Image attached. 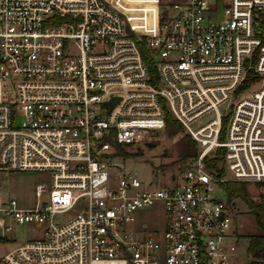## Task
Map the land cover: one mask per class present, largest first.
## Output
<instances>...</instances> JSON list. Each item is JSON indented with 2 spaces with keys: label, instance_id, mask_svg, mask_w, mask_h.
<instances>
[{
  "label": "built area",
  "instance_id": "obj_1",
  "mask_svg": "<svg viewBox=\"0 0 264 264\" xmlns=\"http://www.w3.org/2000/svg\"><path fill=\"white\" fill-rule=\"evenodd\" d=\"M169 116L198 148L172 184L119 172ZM25 172L51 184L0 200V239L7 217L38 236L0 264H241L217 193L264 183V0H0V173ZM155 203L161 238L130 228Z\"/></svg>",
  "mask_w": 264,
  "mask_h": 264
},
{
  "label": "rangeland",
  "instance_id": "obj_2",
  "mask_svg": "<svg viewBox=\"0 0 264 264\" xmlns=\"http://www.w3.org/2000/svg\"><path fill=\"white\" fill-rule=\"evenodd\" d=\"M185 134L181 132H168L167 129L158 133L150 140L133 147H126L124 150L131 154L122 157L126 170L119 169L126 175L136 176L143 185L150 184L152 188H160L172 184V176L183 166L185 160H182V148L180 139ZM197 147L195 151L197 152ZM117 161V159L115 160ZM227 177H232L230 172H226ZM153 176L160 178L159 184H151ZM0 183L3 185L0 200H6L13 197L18 208L34 209L39 200L35 189L39 183H45L50 186L51 176L49 173H12L4 176L0 173ZM248 195L254 201H260L264 198V183H248L246 185ZM218 196L225 200L224 191H219ZM235 230L239 236L238 252L241 264H253L248 255L249 236L255 232L256 226L253 216L248 212L247 206L240 199L231 201ZM4 218V213L0 211V219ZM6 225H10L11 230L6 233L5 239H0V255L4 254L18 244L29 238L38 236L37 229L34 226L19 225L12 219L6 218ZM146 226L149 231H154L161 238L165 230V210L160 203L152 206L138 209L134 214V221L130 228L139 231ZM5 236L0 228V237Z\"/></svg>",
  "mask_w": 264,
  "mask_h": 264
},
{
  "label": "trees",
  "instance_id": "obj_3",
  "mask_svg": "<svg viewBox=\"0 0 264 264\" xmlns=\"http://www.w3.org/2000/svg\"><path fill=\"white\" fill-rule=\"evenodd\" d=\"M142 57L146 64L149 67V70L154 74V66L152 63V58L150 54L142 49ZM248 82L245 83V85ZM166 129L171 133H178L183 130L182 125L172 119L170 116L166 118ZM180 144L182 148V160L187 161L188 159L195 157L197 152L195 151L196 143L189 135H184L180 139ZM119 155L121 157L130 156L131 154L127 153L124 149L119 150ZM218 162L215 159L212 162V166L215 168L216 163ZM217 170V169H216ZM225 175L224 169L217 170V176L222 177ZM246 182L227 180L220 183L221 188L226 194L227 200L231 202L236 198H240L245 205L247 206L248 212L253 216L255 222V232L249 236L248 244V255L253 264H258L264 261V200L254 201L248 195Z\"/></svg>",
  "mask_w": 264,
  "mask_h": 264
},
{
  "label": "water",
  "instance_id": "obj_4",
  "mask_svg": "<svg viewBox=\"0 0 264 264\" xmlns=\"http://www.w3.org/2000/svg\"><path fill=\"white\" fill-rule=\"evenodd\" d=\"M117 101H118V99H113V100L111 101L112 107L116 104ZM153 181L156 183V182H157V177H155V178L153 179ZM261 264H264V261H263Z\"/></svg>",
  "mask_w": 264,
  "mask_h": 264
}]
</instances>
